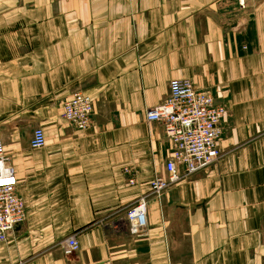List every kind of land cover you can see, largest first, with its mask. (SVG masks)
Returning a JSON list of instances; mask_svg holds the SVG:
<instances>
[{
    "label": "crops",
    "instance_id": "obj_1",
    "mask_svg": "<svg viewBox=\"0 0 264 264\" xmlns=\"http://www.w3.org/2000/svg\"><path fill=\"white\" fill-rule=\"evenodd\" d=\"M172 79L226 107L221 158L148 198L145 237L114 232L165 174L173 144L144 111ZM76 91L85 131L62 118ZM0 136L25 204L0 264H264V0H0Z\"/></svg>",
    "mask_w": 264,
    "mask_h": 264
},
{
    "label": "built area",
    "instance_id": "obj_2",
    "mask_svg": "<svg viewBox=\"0 0 264 264\" xmlns=\"http://www.w3.org/2000/svg\"><path fill=\"white\" fill-rule=\"evenodd\" d=\"M249 0H238L240 8ZM168 98L160 105L144 111L146 122L161 124L164 136L173 144V151L166 161L165 174H154L149 182V192L140 195L130 206L115 217L101 224L114 232H125L137 238L147 234L148 198L161 197L164 192L191 175L214 166L221 158L218 141L222 134V119L227 109L216 105L207 92L197 89L188 79H172L168 84ZM93 103L83 92L76 91L62 107V118L71 127L85 131L91 126ZM46 143L41 128H34L30 148L40 149ZM129 173L128 168L124 169ZM134 178L128 179L133 185ZM16 171L6 155L0 136V242L13 236L17 227L25 221V204L18 196ZM64 257H71L79 250L75 235L59 244Z\"/></svg>",
    "mask_w": 264,
    "mask_h": 264
}]
</instances>
